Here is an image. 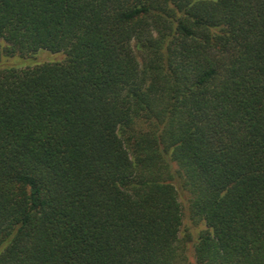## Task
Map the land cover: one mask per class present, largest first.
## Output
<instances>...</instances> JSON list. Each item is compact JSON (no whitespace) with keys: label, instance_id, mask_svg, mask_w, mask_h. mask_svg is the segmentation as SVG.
I'll list each match as a JSON object with an SVG mask.
<instances>
[{"label":"trees","instance_id":"trees-1","mask_svg":"<svg viewBox=\"0 0 264 264\" xmlns=\"http://www.w3.org/2000/svg\"><path fill=\"white\" fill-rule=\"evenodd\" d=\"M39 50L0 68V264H264V0H0V58Z\"/></svg>","mask_w":264,"mask_h":264},{"label":"rangeland","instance_id":"rangeland-1","mask_svg":"<svg viewBox=\"0 0 264 264\" xmlns=\"http://www.w3.org/2000/svg\"><path fill=\"white\" fill-rule=\"evenodd\" d=\"M62 58L61 53H52L47 50H39L34 54H31L30 56L25 57H19V56H12V57H5L2 56L0 58V68H9L11 66L14 67H26V66H32L34 64H38L41 62H53V61H59ZM185 192H183V195L181 197V204L183 207L184 212V220L182 224V231L185 230L186 233H189L191 235V238H193L198 231L200 225L198 223H194L190 220L187 212V206H186V196ZM184 196V197H183ZM192 240V239H191ZM192 241H190L189 246H191Z\"/></svg>","mask_w":264,"mask_h":264}]
</instances>
